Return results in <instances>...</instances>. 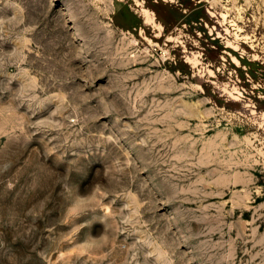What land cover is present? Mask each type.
Segmentation results:
<instances>
[{
	"label": "rangeland",
	"instance_id": "obj_1",
	"mask_svg": "<svg viewBox=\"0 0 264 264\" xmlns=\"http://www.w3.org/2000/svg\"><path fill=\"white\" fill-rule=\"evenodd\" d=\"M0 264H264V0H0Z\"/></svg>",
	"mask_w": 264,
	"mask_h": 264
},
{
	"label": "bare ground",
	"instance_id": "obj_2",
	"mask_svg": "<svg viewBox=\"0 0 264 264\" xmlns=\"http://www.w3.org/2000/svg\"><path fill=\"white\" fill-rule=\"evenodd\" d=\"M236 60V59H235ZM237 61V60H236Z\"/></svg>",
	"mask_w": 264,
	"mask_h": 264
}]
</instances>
